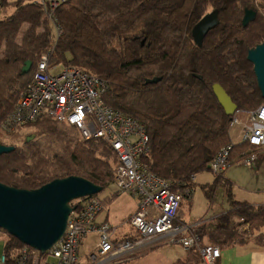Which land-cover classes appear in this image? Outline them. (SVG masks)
Wrapping results in <instances>:
<instances>
[{"label": "trees", "instance_id": "16d2710c", "mask_svg": "<svg viewBox=\"0 0 264 264\" xmlns=\"http://www.w3.org/2000/svg\"><path fill=\"white\" fill-rule=\"evenodd\" d=\"M0 1L3 5L1 130L19 95L32 80L40 56L52 50L53 63L79 68L106 82L104 102L134 118L148 134V151L141 155L140 162L148 171L169 182L172 189L182 194L183 200L192 198L196 175L211 170L210 162L223 148L230 145V160L235 164L248 150H253L250 143L232 141L233 116L220 104L213 85L221 84L239 110L264 104L254 66L247 59L248 50L264 38V12L261 11L264 3L257 0H66L53 10L51 17L34 0H17L14 11L4 14L10 4L8 0ZM214 9L218 10L220 21L205 36L202 46H198L192 29L203 15ZM246 9L257 11V16L244 25ZM26 25L27 29L20 34ZM19 35L23 36L20 40ZM27 60L33 65L29 73L23 74ZM156 76L162 79L146 83L147 78ZM28 126H34V133L26 135L21 145L12 143L15 146L12 152L0 155L1 182L35 189L56 178L77 175L102 186L104 191L115 181L119 157L107 140L81 138L77 128L50 117L40 118L23 128ZM13 137L17 140L18 133ZM214 175V184L202 185V190L212 202L217 186L224 184L231 209L218 216L215 225L200 219L197 226L202 236L200 241L220 248L224 244L244 242L252 236L245 237L235 220L248 222L250 234L259 227L264 228V205L236 200L230 190L233 181L224 173ZM100 199L103 212L107 201ZM78 202V199L72 202L77 209L81 207ZM97 221L103 222L98 218ZM105 221L110 223L108 219ZM207 236L212 242H203ZM4 243L3 264H21L23 256L19 254L23 243L10 234ZM30 261L25 264H31Z\"/></svg>", "mask_w": 264, "mask_h": 264}, {"label": "built area", "instance_id": "2783aa9c", "mask_svg": "<svg viewBox=\"0 0 264 264\" xmlns=\"http://www.w3.org/2000/svg\"><path fill=\"white\" fill-rule=\"evenodd\" d=\"M34 1L52 17L53 10L66 0ZM2 15L0 1V18ZM58 30L60 32L57 27ZM51 55L52 50H49L40 56L32 80L19 95L1 127L10 133L40 118L50 117L77 128L86 139L101 137L107 140L119 157L114 181L118 191L139 198L138 208L129 218L137 235L134 239L115 237L110 223L97 221L104 209L100 197L87 196L78 199L81 207L71 212L65 234L51 249L41 253L26 244L20 247L21 264L29 260L33 264H81L80 244L92 233H97L98 238L89 264H120L140 248L162 241L180 243L187 249L195 248L205 264H218L221 248L212 244L201 245L199 223L181 221L182 194L140 162L141 155L148 151L149 140L143 126L104 102L107 84L103 79L76 67L55 64ZM232 124L241 126L240 142L254 146L236 163L257 170L258 150L264 145V104L251 110L238 109ZM231 150L230 145L223 148L210 162L213 173H225L235 164L230 160ZM235 222L238 230L249 237V223L244 219ZM5 260L3 254L0 264Z\"/></svg>", "mask_w": 264, "mask_h": 264}, {"label": "water", "instance_id": "95a60500", "mask_svg": "<svg viewBox=\"0 0 264 264\" xmlns=\"http://www.w3.org/2000/svg\"><path fill=\"white\" fill-rule=\"evenodd\" d=\"M256 16L257 11L246 9L243 24L247 25ZM219 21L217 9L203 15L192 29L195 44L202 46L205 36ZM247 59L254 66L258 88L264 97V38L248 50ZM32 65L33 62L27 60L22 73H29ZM161 79L147 78L146 83ZM213 90L226 113L233 116L238 110L237 103L221 84L215 83ZM14 149V145L0 142V155ZM102 191V186L77 175L56 178L35 189L17 188L0 181V228L23 244L45 253L65 234L69 216L77 207L72 202Z\"/></svg>", "mask_w": 264, "mask_h": 264}, {"label": "crops", "instance_id": "0c3cea01", "mask_svg": "<svg viewBox=\"0 0 264 264\" xmlns=\"http://www.w3.org/2000/svg\"><path fill=\"white\" fill-rule=\"evenodd\" d=\"M231 131H232V128H231ZM240 133H241V126L239 127L238 133H237L238 140H234L230 132V137L234 143L235 142L240 143V140H241ZM263 149H264V145L259 149L260 153H259V157L256 163L257 170H253L251 168L246 167L247 169L252 170L257 175L261 172L260 166L262 165V161L264 160V155L261 153ZM236 166L245 167L241 164L236 163L232 165L224 173V176L226 178L234 181L233 185H235L236 179L234 177L236 175L234 174V172H232L231 168L236 167ZM250 191L251 192L249 194L243 195V196L235 194L233 193V191L232 193L236 200L246 202L252 205H257V206L264 205V186L256 187V189H250ZM123 194L115 192L111 196H108L107 198H105L104 200L107 201L105 205V210L98 216L99 220L108 219L110 221V223L113 225V230L115 231L116 235L118 233V226H117V222L114 223L113 221L118 220L117 216L115 215L118 212L117 210L118 207L117 205L115 206L114 203L118 199L122 198ZM135 197L136 198H133L134 202H133L132 208L127 209L124 215V216H127L126 224H128L130 227L128 229H125L124 231H121L122 233L119 236L117 235V238L119 239L121 238L126 239L128 236H131L132 238H134L135 235H137V233L132 232V229H131L132 226L130 225L128 221L129 216L131 215L132 212H134L137 209L138 204H139V198L137 196ZM125 198H128L129 202H132L131 198L129 197H125ZM226 198H228L227 194H226ZM190 200L191 198H189V200H183L181 208H180L179 217H181L180 218L181 221L185 223H191V222L196 223L200 219H206L209 225H215L217 224L218 216H220L222 213H225L231 209L230 201L228 199L226 200V203H224V200L221 202H217L215 199V201L209 202V209H207V211L203 213L202 215L196 218H194L192 215L191 216L188 215V217H185V214L183 211V207H184L183 203H185V201L191 203ZM253 237L254 238L248 237L249 238L248 240L241 242V243L224 244L221 247L222 255L218 259V264H264V228L259 227L256 230H254ZM86 239H84V241ZM84 241H82V243L80 244V247L83 246ZM203 242L209 243L212 241L207 236L206 238L203 239ZM150 245L140 248V250L130 255L129 258L126 259V261L122 262V264L133 259L135 255L139 257H137L136 260L133 259L134 261L131 260L133 262L129 264H175L177 262H187V264H205L201 255L195 248L188 249L189 250L188 251L187 248H185L180 243H169V242H164V241L160 243H156V244H150ZM94 248L96 249V245ZM91 253L93 252L92 251L88 252V257H87L88 260L82 263L80 257L82 258L83 256L82 254H80V248H79V260L81 264L90 263L89 258H90Z\"/></svg>", "mask_w": 264, "mask_h": 264}, {"label": "rangeland", "instance_id": "374dc122", "mask_svg": "<svg viewBox=\"0 0 264 264\" xmlns=\"http://www.w3.org/2000/svg\"><path fill=\"white\" fill-rule=\"evenodd\" d=\"M9 1V6L7 8H5L4 10V14L5 13H11L14 11V2H16L17 0H8ZM258 3H264L261 2L260 0H257ZM262 12H264L263 9H261ZM53 19V18H52ZM52 25V24H51ZM27 29V25L21 29V33L22 34L24 32V30ZM55 31V35H56V30L54 28ZM59 31V30H58ZM23 35V34H22ZM19 35L18 40H20L23 36ZM239 109V107H238ZM240 109H244V110H248L251 108H240ZM240 126H236L231 124V134H232V138L234 140H238V129ZM34 126H28L25 128H22L21 130H19L18 132L15 133H8V132H4L3 130L0 129V142L7 144V145H11L12 143H16L17 145H21L22 141L24 139V137L26 135H31L34 133ZM18 133V139L15 140L13 137V134H17ZM82 138V136H81ZM258 153H260V151L258 150ZM264 155V149L261 152ZM244 166V165H243ZM261 167V172L257 175L256 173H254L252 170L247 169L246 166L245 167H233L231 168L232 172H234V174L236 175L234 178L235 180V185H231L230 190L233 191V193L238 194V195H247L249 194L251 191L250 189H256V187H260V186H264V160L262 161V165ZM254 170V169H253ZM195 183H196V188L193 192V196L191 198V203L186 202L183 203V211L185 214V217H188V215H192L194 218L202 215L203 213H205L207 211V209H209V200L206 197L204 191L202 190V185H212L214 184L215 181V175L211 170H205L202 171L200 173H198L196 175V178L194 179ZM234 182V181H233ZM237 184V185H236ZM233 187V189H232ZM115 192H118V188L116 187L115 183H111L109 185V187L107 189H105L104 191L99 193V197L100 198H107L108 196H111L112 194H114ZM124 193V192H123ZM122 193V194H123ZM123 194L122 198L118 199L117 201H115V206L117 205L118 207V212L115 214L118 218V220L113 221L114 223L117 222V226H118V233L117 235L119 236L125 229H128L130 226L128 224H126V218L127 216L125 215V212L127 209L132 208L133 206V198H136L135 196H133L132 194ZM226 194H227V188L224 184H220L219 186H217V189L215 190V197L212 201H216L217 202H221L224 200V203H226V200L228 198H226ZM124 196V197H123ZM125 197H129L132 199V202H129L128 198ZM113 206V205H112ZM116 207V208H117ZM112 213V212H111ZM192 223V222H191ZM196 223H201V221L199 220ZM132 232H134L135 230L131 227ZM256 232V231H255ZM254 233H251L250 235L252 237L250 238H254L253 237ZM257 234V233H256ZM116 235V237H117ZM9 236V234L6 231L0 230V259L4 253V239H7ZM96 241H97V235L96 234H91L87 237V239L84 241V244L82 247H80V254H82V258L81 262L84 263V261H87V257H88V252L92 251H96V249L94 248L96 245ZM139 256H134V260H136V258ZM131 259V260H133ZM127 261L123 264H129L133 261ZM122 264V263H121Z\"/></svg>", "mask_w": 264, "mask_h": 264}, {"label": "bare ground", "instance_id": "6f19581e", "mask_svg": "<svg viewBox=\"0 0 264 264\" xmlns=\"http://www.w3.org/2000/svg\"><path fill=\"white\" fill-rule=\"evenodd\" d=\"M181 218V217H180ZM115 229V228H114ZM88 237V236H87ZM201 237V236H200ZM128 239V238H127ZM134 239V238H133ZM151 246V245H150ZM148 248V247H147ZM152 248V247H151ZM150 248V249H151ZM140 250V249H139ZM188 250V249H187ZM189 251V250H188ZM95 252V251H94ZM134 254V253H133ZM137 254V253H136ZM22 258V257H21ZM23 259V258H22ZM90 259V258H89ZM22 261V260H21ZM126 261V260H125ZM30 263H31V261H30ZM32 264V263H31Z\"/></svg>", "mask_w": 264, "mask_h": 264}]
</instances>
